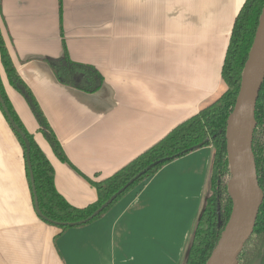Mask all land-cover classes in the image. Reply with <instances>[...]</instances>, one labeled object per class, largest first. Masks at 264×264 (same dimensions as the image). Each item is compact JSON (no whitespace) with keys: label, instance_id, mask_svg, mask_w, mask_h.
<instances>
[{"label":"crops","instance_id":"0c3cea01","mask_svg":"<svg viewBox=\"0 0 264 264\" xmlns=\"http://www.w3.org/2000/svg\"><path fill=\"white\" fill-rule=\"evenodd\" d=\"M244 1L0 0L9 58L75 170L53 155L0 65L5 92L69 205L96 200L80 174L111 176L225 91L221 67ZM65 50L101 75L98 91L60 82L53 66ZM213 155L208 146L169 162L99 219L57 235L37 217L23 149L0 111V264H183Z\"/></svg>","mask_w":264,"mask_h":264},{"label":"trees","instance_id":"16d2710c","mask_svg":"<svg viewBox=\"0 0 264 264\" xmlns=\"http://www.w3.org/2000/svg\"><path fill=\"white\" fill-rule=\"evenodd\" d=\"M263 1L245 0V3L234 18L235 21L229 35L230 38L221 67V78L226 85L225 91L213 103L203 107L197 114L187 118L169 130L161 139L151 144L150 147L139 153V155L119 168L111 176L96 181L80 174L88 182L89 186L96 191V200L87 204L84 208H76L69 205L57 189H55L54 169L37 141L34 140L33 135L26 130L15 109L12 107L0 75V111L23 149L25 174H27L32 206H34V199H36L41 213L37 217L50 226H56L59 229L57 235L63 234L72 227L85 226L99 219L121 197L135 190L139 184L150 178L169 162L182 158L202 147L210 146L214 151L211 163L212 170L209 178L211 195L205 199V205L193 231V236L183 263L205 264L229 221L232 209V200L227 193L226 184L230 179L227 151L225 150L226 124L228 116L232 112L236 102L235 99L240 88L241 74L260 21L264 5ZM0 65L9 86L23 98L27 108H29L36 124H38V132L48 143L53 155L60 162L75 170L74 166L71 165L64 155L59 141L56 139L49 123H47L32 92L23 82L20 75L16 73L5 43L2 40L1 33ZM53 70L62 84L75 86L77 89L88 93L98 91L102 82L101 75L93 72L90 67L72 62L66 50L64 58L53 66ZM80 75L81 77H79ZM262 84L254 112L257 125L253 131L252 150L257 170V182L263 192L264 199V80ZM1 101L9 111L14 124L22 130L26 140L29 142L30 166L33 173L35 195L33 194V190H31L24 141L9 124ZM153 162L158 163L145 174L138 177L109 206L104 208L101 213L92 217L103 206L105 201L119 192L127 182L135 178L136 175ZM257 263L264 264V200L258 210L252 236L238 256V264Z\"/></svg>","mask_w":264,"mask_h":264},{"label":"water","instance_id":"95a60500","mask_svg":"<svg viewBox=\"0 0 264 264\" xmlns=\"http://www.w3.org/2000/svg\"><path fill=\"white\" fill-rule=\"evenodd\" d=\"M254 35L255 37L241 74L236 102L228 116L225 131V150L227 151V162L230 171V179L226 184L227 193L232 200V209L229 221L205 264H238V256L252 236L257 213L264 200L263 192L257 182V170L252 150L253 131L257 125L254 112L264 80V5ZM1 105L9 124L24 141L31 190H33L35 195L33 173L30 166L29 142L26 140L22 130L14 124L9 111L5 108L2 101ZM157 163H151L135 178L127 182L119 192L105 201L103 206L92 217L101 213L129 185L149 171L151 167L157 165ZM34 206L37 216L40 215L36 199H34Z\"/></svg>","mask_w":264,"mask_h":264},{"label":"rangeland","instance_id":"374dc122","mask_svg":"<svg viewBox=\"0 0 264 264\" xmlns=\"http://www.w3.org/2000/svg\"><path fill=\"white\" fill-rule=\"evenodd\" d=\"M212 170V169H211ZM211 175V174H210ZM210 178V177H209ZM208 190H207V193H206V197L205 199H207V197H209L211 195V184H209V181H208ZM205 201V200H204ZM205 205V204H204Z\"/></svg>","mask_w":264,"mask_h":264}]
</instances>
